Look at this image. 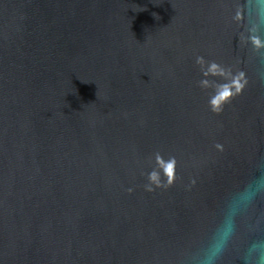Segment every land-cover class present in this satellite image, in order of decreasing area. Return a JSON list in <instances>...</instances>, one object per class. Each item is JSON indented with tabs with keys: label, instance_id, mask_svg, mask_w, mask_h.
Here are the masks:
<instances>
[{
	"label": "water",
	"instance_id": "water-1",
	"mask_svg": "<svg viewBox=\"0 0 264 264\" xmlns=\"http://www.w3.org/2000/svg\"><path fill=\"white\" fill-rule=\"evenodd\" d=\"M262 7L0 0V264H254Z\"/></svg>",
	"mask_w": 264,
	"mask_h": 264
},
{
	"label": "clouds",
	"instance_id": "clouds-1",
	"mask_svg": "<svg viewBox=\"0 0 264 264\" xmlns=\"http://www.w3.org/2000/svg\"><path fill=\"white\" fill-rule=\"evenodd\" d=\"M260 4L264 5V0H260ZM261 11L264 12V7L261 8ZM251 39H252L253 43L257 46V48L264 47V39L258 38L256 36L251 37ZM217 68H218V64L216 62H212L210 67L205 68L204 71L205 72H208V71L215 72L217 70ZM223 70L224 69H221V71H223ZM243 76H244V73L240 72L238 74V77L235 80V84H236L235 91L237 93L241 92L243 90L245 84L247 83L246 79H244V81L241 82L240 77H243ZM220 95L227 98L229 95H231V93L230 92H224V93H221ZM211 102L214 105V110L219 111L220 109L218 107H216V104L218 103V97L213 98V100ZM167 172L170 174L168 182L171 183L172 179H173V177L171 175L173 173V163H169L167 165ZM155 176H156V173L153 172L151 174V177L154 178ZM262 188H264V181L258 182L254 189L250 188L248 195L246 196V199H250L252 196H254L256 194V192L260 191ZM232 232H233V223H232L231 219L229 218L217 230L216 239L212 243V245L209 247V249L207 250V253H206V255L202 261V264H215L216 259L224 250ZM252 247L254 250H256V255L252 256L250 254L249 257L247 258V260L254 261V264H264V243H257V244H254Z\"/></svg>",
	"mask_w": 264,
	"mask_h": 264
}]
</instances>
